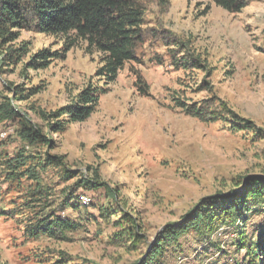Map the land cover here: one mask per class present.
<instances>
[{
    "label": "rangeland",
    "instance_id": "1",
    "mask_svg": "<svg viewBox=\"0 0 264 264\" xmlns=\"http://www.w3.org/2000/svg\"><path fill=\"white\" fill-rule=\"evenodd\" d=\"M139 1L135 59L113 81L105 54L74 33L0 37V105L17 111L0 123V264H142L174 225L145 264L252 263L244 245L263 236L264 206L202 232L185 225L205 200L264 182V0L237 13ZM85 91L99 98L90 117L58 114L84 106ZM54 220L74 224L41 228Z\"/></svg>",
    "mask_w": 264,
    "mask_h": 264
},
{
    "label": "trees",
    "instance_id": "2",
    "mask_svg": "<svg viewBox=\"0 0 264 264\" xmlns=\"http://www.w3.org/2000/svg\"><path fill=\"white\" fill-rule=\"evenodd\" d=\"M216 5L230 11L241 12L247 4L246 0H209ZM144 8L139 0H0V37L4 40H16L19 32L14 29H26L34 26L40 32L47 34H69L74 33L83 38L89 44L105 54V65L102 74H107L110 81L117 78L119 71L127 61L135 59V45L141 38V25L143 21ZM32 18V20H30ZM12 58L15 61L21 59L20 51ZM47 53L39 56L46 58ZM98 95L85 91L81 95L84 106L76 105L64 108L58 113L61 117L70 113L71 121L85 120L94 112L98 104ZM17 111L9 101L0 105V123L16 117ZM50 116H46L44 122L53 131L65 129L66 122L62 118L58 124L51 123ZM40 136L38 133L26 134L31 139ZM248 193L229 192L217 197L207 199L196 210L189 214L187 220L193 227L202 232L203 225L216 226L220 219L225 222L238 218L243 211H250L255 206H264V182L251 181L248 185ZM211 214V215H210ZM210 215L209 218H206ZM228 218V219H227ZM72 222L54 220L53 224H43L42 229L60 227L66 225L73 227ZM177 225L167 227L159 239L153 245V250L146 257L149 263L160 260V247L163 239L178 234ZM205 229V228H204ZM252 256L250 264H264V234L251 245H244ZM258 259V261H257ZM251 262V260H250Z\"/></svg>",
    "mask_w": 264,
    "mask_h": 264
}]
</instances>
